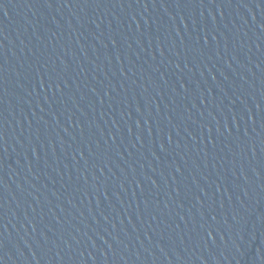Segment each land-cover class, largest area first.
I'll return each instance as SVG.
<instances>
[{
	"label": "water",
	"instance_id": "95a60500",
	"mask_svg": "<svg viewBox=\"0 0 264 264\" xmlns=\"http://www.w3.org/2000/svg\"><path fill=\"white\" fill-rule=\"evenodd\" d=\"M0 264H264V0H0Z\"/></svg>",
	"mask_w": 264,
	"mask_h": 264
}]
</instances>
